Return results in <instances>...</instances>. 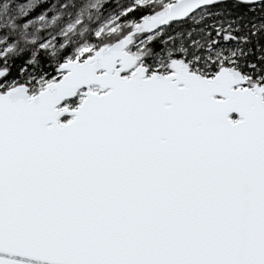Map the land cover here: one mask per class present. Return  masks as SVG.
<instances>
[{"label": "snow or ice", "instance_id": "obj_1", "mask_svg": "<svg viewBox=\"0 0 264 264\" xmlns=\"http://www.w3.org/2000/svg\"><path fill=\"white\" fill-rule=\"evenodd\" d=\"M20 17L0 24V264H264V0Z\"/></svg>", "mask_w": 264, "mask_h": 264}, {"label": "trees", "instance_id": "obj_2", "mask_svg": "<svg viewBox=\"0 0 264 264\" xmlns=\"http://www.w3.org/2000/svg\"><path fill=\"white\" fill-rule=\"evenodd\" d=\"M30 2L31 0H0V24L6 23L9 18L20 19L21 11L26 9Z\"/></svg>", "mask_w": 264, "mask_h": 264}]
</instances>
